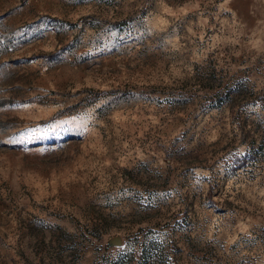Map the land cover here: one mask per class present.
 <instances>
[{
  "label": "rangeland",
  "instance_id": "rangeland-1",
  "mask_svg": "<svg viewBox=\"0 0 264 264\" xmlns=\"http://www.w3.org/2000/svg\"><path fill=\"white\" fill-rule=\"evenodd\" d=\"M0 264H264V0H0Z\"/></svg>",
  "mask_w": 264,
  "mask_h": 264
},
{
  "label": "water",
  "instance_id": "water-1",
  "mask_svg": "<svg viewBox=\"0 0 264 264\" xmlns=\"http://www.w3.org/2000/svg\"><path fill=\"white\" fill-rule=\"evenodd\" d=\"M110 242H111L112 244H114V245H120V243H121V239H120V237H114V238L111 239Z\"/></svg>",
  "mask_w": 264,
  "mask_h": 264
}]
</instances>
